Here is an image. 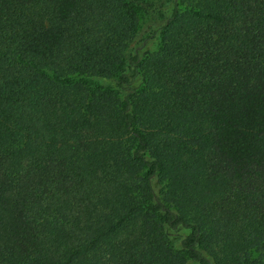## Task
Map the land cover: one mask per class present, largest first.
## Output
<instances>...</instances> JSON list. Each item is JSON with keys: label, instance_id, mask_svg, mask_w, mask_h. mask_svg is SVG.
Instances as JSON below:
<instances>
[{"label": "trees", "instance_id": "1", "mask_svg": "<svg viewBox=\"0 0 264 264\" xmlns=\"http://www.w3.org/2000/svg\"><path fill=\"white\" fill-rule=\"evenodd\" d=\"M137 1L0 0V264H264V0Z\"/></svg>", "mask_w": 264, "mask_h": 264}, {"label": "rangeland", "instance_id": "2", "mask_svg": "<svg viewBox=\"0 0 264 264\" xmlns=\"http://www.w3.org/2000/svg\"><path fill=\"white\" fill-rule=\"evenodd\" d=\"M174 2V0H138L136 2L137 32L128 48L129 52L135 48L142 52H154L158 48L159 38L155 33L171 14Z\"/></svg>", "mask_w": 264, "mask_h": 264}]
</instances>
